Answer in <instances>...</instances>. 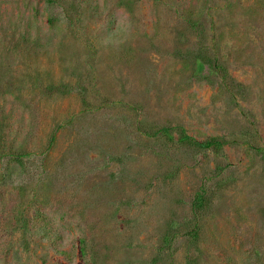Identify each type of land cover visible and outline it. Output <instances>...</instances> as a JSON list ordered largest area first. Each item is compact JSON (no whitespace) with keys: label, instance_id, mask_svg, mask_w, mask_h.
Returning <instances> with one entry per match:
<instances>
[{"label":"rangeland","instance_id":"374dc122","mask_svg":"<svg viewBox=\"0 0 264 264\" xmlns=\"http://www.w3.org/2000/svg\"><path fill=\"white\" fill-rule=\"evenodd\" d=\"M0 125V264H264V0H0Z\"/></svg>","mask_w":264,"mask_h":264},{"label":"trees","instance_id":"16d2710c","mask_svg":"<svg viewBox=\"0 0 264 264\" xmlns=\"http://www.w3.org/2000/svg\"><path fill=\"white\" fill-rule=\"evenodd\" d=\"M49 3H55V2H60L62 0H47ZM197 67L202 70L203 68V64L198 61L197 62ZM215 69L217 70H223V67L219 64H216L215 65ZM2 126L3 125H0V159L3 158L4 156H13L14 158H19V157H22V156H25L27 155L28 153H20V150L18 149H12V148H9V150L7 152L4 151V130L2 129ZM159 134H164V135H168V132H169V129L167 128H163V129H160L159 131H157ZM181 140L182 141H186V142H189L201 149H215V150H219L222 148V146L224 145V141H221V140H217V139H210L208 141H205V142H197L195 141L194 139H192L191 137L187 136L184 131L181 132ZM52 139L53 137H51V142H52ZM253 150H255V152L257 153H260L262 155H264V148H257V147H251ZM202 202V195L199 194L197 196V199H196V207L200 206Z\"/></svg>","mask_w":264,"mask_h":264}]
</instances>
